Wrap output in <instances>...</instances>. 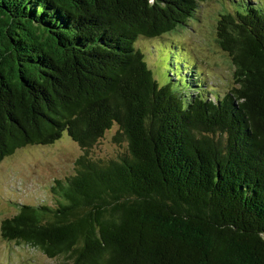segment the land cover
<instances>
[{
	"label": "trees",
	"instance_id": "16d2710c",
	"mask_svg": "<svg viewBox=\"0 0 264 264\" xmlns=\"http://www.w3.org/2000/svg\"><path fill=\"white\" fill-rule=\"evenodd\" d=\"M208 1L0 0V163L64 133L85 151L56 206L2 221L6 240L51 264H264V1L221 13L224 94L195 60L160 84L137 47ZM115 126L123 150L93 157Z\"/></svg>",
	"mask_w": 264,
	"mask_h": 264
},
{
	"label": "rangeland",
	"instance_id": "374dc122",
	"mask_svg": "<svg viewBox=\"0 0 264 264\" xmlns=\"http://www.w3.org/2000/svg\"><path fill=\"white\" fill-rule=\"evenodd\" d=\"M230 6V0L204 2L186 27L159 40L140 38L137 47L150 50L146 53L147 60L160 84L171 79L170 70L172 75L182 77L183 66L191 70V60H195L205 84L214 85L220 94L235 86L232 58L217 41L218 21L221 13ZM176 44L182 45L190 54L183 50L176 53L167 50L166 46ZM208 96L214 95L210 91ZM116 131V126L108 130L90 154L99 158L117 156L124 144L120 145L114 140ZM84 152L78 143L64 133L51 144L18 149L0 163V264H51L61 260L50 258L31 246L6 240L1 225L5 218L18 213L22 204L56 206L59 199L53 189L56 180L74 175L76 161Z\"/></svg>",
	"mask_w": 264,
	"mask_h": 264
}]
</instances>
